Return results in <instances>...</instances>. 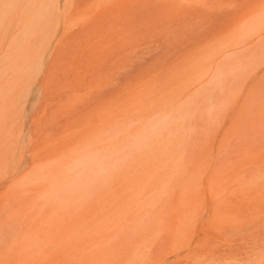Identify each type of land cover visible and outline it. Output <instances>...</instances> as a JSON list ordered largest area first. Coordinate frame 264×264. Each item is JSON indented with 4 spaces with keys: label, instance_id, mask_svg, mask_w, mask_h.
I'll return each instance as SVG.
<instances>
[{
    "label": "rangeland",
    "instance_id": "374dc122",
    "mask_svg": "<svg viewBox=\"0 0 264 264\" xmlns=\"http://www.w3.org/2000/svg\"><path fill=\"white\" fill-rule=\"evenodd\" d=\"M263 188L264 0H0V264H201Z\"/></svg>",
    "mask_w": 264,
    "mask_h": 264
},
{
    "label": "bare ground",
    "instance_id": "6f19581e",
    "mask_svg": "<svg viewBox=\"0 0 264 264\" xmlns=\"http://www.w3.org/2000/svg\"><path fill=\"white\" fill-rule=\"evenodd\" d=\"M261 194L238 202L233 210L227 209L226 199L214 202L200 227L201 264H264V209H255L264 207Z\"/></svg>",
    "mask_w": 264,
    "mask_h": 264
}]
</instances>
